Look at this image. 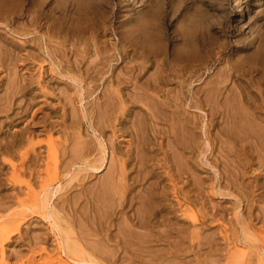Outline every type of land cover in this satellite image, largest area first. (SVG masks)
<instances>
[{"label":"rangeland","instance_id":"obj_1","mask_svg":"<svg viewBox=\"0 0 264 264\" xmlns=\"http://www.w3.org/2000/svg\"><path fill=\"white\" fill-rule=\"evenodd\" d=\"M74 1L0 0V264H264V0Z\"/></svg>","mask_w":264,"mask_h":264},{"label":"bare ground","instance_id":"obj_2","mask_svg":"<svg viewBox=\"0 0 264 264\" xmlns=\"http://www.w3.org/2000/svg\"><path fill=\"white\" fill-rule=\"evenodd\" d=\"M6 1H7V0H6ZM17 1H18V0H17ZM76 1H77V0H76ZM76 1H74V2H76ZM10 2H11V1H10ZM83 2H84V1H83ZM2 3H3V2H2ZM19 3H20V2H19ZM81 3H82V2H80L79 5H81ZM6 4H7V3H6ZM30 4H32V3L30 2ZM98 4H99V3H98ZM98 4H96V6H97ZM7 5H8V4H7ZM10 5H11V4H10ZM57 5H58V4H57ZM76 5H77V4H76ZM102 5H103V4H102ZM77 6H78V5H77ZM103 6H104V5H103ZM103 6H102V7H103ZM105 6H107V5L105 4ZM5 7H6V6H5ZM57 7H58V6H57ZM61 7H62V6H61ZM75 7H76V6H74V8H75ZM93 7H95V6H92V8H93ZM98 7H99V6H98ZM100 7H101V6H100ZM100 7H99V10L102 9V8H100ZM0 8H1V7H0ZM9 8H10V6H9ZM11 8H12V7H11ZM81 8H82V7H81ZM88 8H90V5H88ZM88 8H87V9L85 8V9H86V12H87V10H89ZM5 9H6V8H5ZM76 9L79 10L80 8H76ZM95 9H96V8H95ZM109 9H110V8H109ZM78 10H77V11H78ZM80 10H81V9H80ZM80 10H79V11H80ZM90 10H91V9H90ZM90 10H89V11H90ZM96 10H97V9H96ZM83 11H85V10H83ZM113 11H114V10H113ZM8 12H9V11H8ZM13 12H14V11H13ZM31 12H32V11H31ZM92 12H93V11L89 12V14L92 13ZM32 13H33V12H32ZM87 13H88V12H87ZM243 13H244V8H243L242 5L240 4V5L237 7V9H236V15H243ZM36 15H37V14H35V16H36ZM38 15H40V14H38ZM38 15H37V16H38ZM84 15H85V14H84ZM86 15H87V14H86ZM86 15H85V16H86ZM30 16H31V13H30ZM82 16H83V14H82ZM9 17H10V16H9ZM33 18H34V17H33ZM33 18H31V19H33ZM31 19H30V20H31ZM37 19H38V17H37ZM61 19H62V18H61ZM101 19H102V18H101ZM82 20H83V19H82ZM32 21H33V22H32ZM32 21H31L32 23H31V22H30V23L33 25L34 20H32ZM37 21H38V20H37ZM35 22H36V21H35ZM58 22H59V21H58ZM82 22H83V21H82ZM35 24L37 25V22H36ZM35 24H34V26H36ZM70 25H71V24H70ZM146 25H147V24H146ZM36 27H39V26H36ZM40 27H41V25H40ZM46 27H48V26H46ZM146 27H147V26H146ZM33 28H34V27H33ZM33 28H31V29H33ZM154 28H155V27H154ZM46 29H48V28H46ZM49 29H50V28H49ZM49 29H48V30H49ZM190 29H191V28H190ZM34 30H35V28H34ZM34 30H32V31H34ZM48 30H47V31H48ZM32 31H31V32H32ZM34 32H35V31H34ZM45 32H46V31H45ZM124 32H125V31H124ZM126 32H127V31H126ZM157 32H158V31H157ZM138 33H139V32H138ZM145 33H146V32H145ZM145 33L143 34V37H146V36H144V35H146L147 33H146V34H145ZM121 34H122V33H121ZM139 34H140V33H139ZM187 34H189V33H187ZM187 34H186V35H187ZM29 35H30V34H29ZM122 35H123V34H122ZM130 35H131L130 37L132 38V35H134V34H130ZM148 35H150V33L147 34V37H148ZM153 35H155V34H153ZM156 35H157V34H156ZM135 36H136V35H135ZM138 36H139V35H138ZM163 36H164V35H163ZM193 36H194V35H193ZM130 37H129V39H130ZM133 37H134V36H133ZM136 37H137V36H136ZM147 37H146V38H147ZM157 37H159V36L157 35L156 38H157ZM191 37H192V36H191ZM152 38H153V36H152ZM164 38H165V36H164ZM49 39H50V38H49ZM132 39H133V38H132ZM132 39H130V41H131ZM141 39H142V37H141ZM144 39H145V38H144ZM144 39H143V40H144ZM165 39H166V38H165ZM167 39H168V38H167ZM185 39H186V38H185ZM133 40H134V39H133ZM148 40H149V37H148ZM150 40H151V39H150ZM152 40H153V39H152ZM159 40L162 41V39H159ZM68 41H69V39H68ZM138 41H139V40H138ZM138 41H137V42H138ZM140 41H141V40H140ZM140 41L138 42V44H142L143 41H142L141 43H140ZM161 41H160V42H161ZM196 41H198V40H196ZM196 41H195V42H196ZM132 42H133V41H132ZM145 42H146V41H145ZM148 42H149V41H148ZM156 42H157V41H156ZM187 42H188V41H187ZM69 43H70V42H69ZM71 43H72V42H71ZM146 43H147V42H146ZM152 43H153V42H152ZM154 43H155V42H154ZM134 44H135V43H134ZM144 44H145V43H144ZM150 44H151V43H150ZM150 44H149V46H150ZM155 44L158 45V42L155 43ZM186 44H187V43L185 42V46L187 47L188 44H187V45H186ZM51 45H52V44H51ZM152 45H153V44H152ZM165 45H166V44H165ZM189 45H191V44H189ZM19 46H20V45H19ZM105 46H106V45H105ZM136 46H137V45H136ZM139 46H140V45H139ZM139 46H138V47H139ZM146 46H148V43H147ZM146 46H145V48H146ZM153 46H154V45H153ZM185 46H183L184 49H185ZM138 47H137V48H138ZM140 47H141V46H140ZM158 47H160V45H159ZM52 48H53V47H52ZM84 48H85V47H84ZM135 48H136V47H135ZM137 48H136V49H137ZM145 48H141V49H143V51H144ZM147 48H149V47H147ZM188 48H189V47H188ZM69 49H70V48H69ZM71 49H72V48H71ZM138 49H140V48H138ZM151 49H155V50H156L155 47H151ZM184 49H183V50L180 49V50H182V51L185 52L186 50H184ZM186 49H187V48H186ZM77 50H78V49H77ZM114 50H116V49H114ZM148 50H150V48L147 49V51H148ZM157 50H158V48H157ZM71 51H73V50H71ZM140 51H141V50H140ZM143 51H142V53L147 52V51H144V52H143ZM151 51H152V50H150V51H148V52L150 53ZM132 52H134V51L132 50ZM153 52H154V51H153ZM153 52H151V53H153ZM184 52H183V53H184ZM196 52H197V51H196ZM29 53H30V52H29ZM33 53H34V52H33ZM111 53H112V52H111ZM135 53H136V51H135ZM138 53H139V52H138ZM140 53H141V52H140ZM140 53H139V54H140ZM165 53H166V52H165ZM165 53H164V54H165ZM168 53H169V52H168ZM176 53H177V50H176ZM125 54H126V53H125ZM155 54H156V53H155ZM173 54H174V52H173ZM185 54H187V52H186ZM31 55H32V54H31ZM107 55H109V54H107ZM141 55H142V54H141ZM146 55H147V54H146ZM149 55H150V54H149ZM157 55H158V51H157ZM157 55H156V56H157ZM162 55H163V54H162ZM168 55H169V54H168ZM183 56H184V54H183L182 56L179 55V57H183ZM102 57H103V56H102ZM123 57H124V56H123ZM132 57H135V56H132ZM140 57L143 58V56H140ZM145 57H146V56H144V59H145ZM147 57H149V56H147ZM147 57H146V58H147ZM150 57H151V56H150ZM158 57L161 58L162 56H158ZM177 57H178V56H177ZM187 57H188V56H187ZM136 58H137V57H136ZM183 58H184V57H183ZM81 59H82V58H81ZM150 59H151V58H150ZM157 59L159 60V63H160V59H159V58H157ZM157 59H156V61H157ZM163 59H164V58H162V61L165 60V59H164V60H163ZM178 59H179V58H178ZM83 60H84V59H83ZM86 60H87V59H86ZM145 60H146V59H145ZM145 60H144V62L141 60V61L143 62V65H142V63H141L143 69L148 68V66L146 65L147 62L145 63ZM151 60H152V59H151ZM151 60H150V61H151ZM154 60H155V58H154ZM166 60H167V59H166ZM166 60H165V62L167 63L168 60H167V61H166ZM180 60H181V59H180ZM76 61H77V60H76ZM103 61H104V60H103ZM103 61H101V62L103 63ZM135 61H136V60H135ZM141 61H140V62H141ZM146 61H148V60H146ZM181 61H183V60H181ZM81 62H82V61H81ZM86 62H88V61H86ZM92 62H93V61H92ZM122 62H123V61H122ZM132 62H133V61H132ZM185 62H186V60H185ZM72 63H74V62L72 61ZM151 63H152V62H151ZM159 63H158V64H159ZM166 63H165V64H166ZM182 63L184 64V62H182ZM182 63L180 62L181 65H182ZM188 63H189V62L187 61V64H188ZM98 64H101V63H98ZM103 64H104V63H103ZM105 64H106V63H105ZM128 64H129V63H128ZM153 64H154V63H153ZM153 64H152V65H153ZM172 64H173V63H172ZM125 65H126V64H125ZM141 65H140V66H141ZM160 65H162V64H160ZM160 65H158V66H160ZM168 65L170 66L171 63H170V64L167 63V66H168ZM89 66H90V63H89ZM100 66H101V65H100ZM138 66H139V65H138ZM140 66L137 67V68H139V70H140V68H141ZM169 66H168V67H169ZM172 66H173V65H172ZM182 66H183V65H182ZM182 66H181V67H182ZM186 66H187V65H186ZM186 66H185V67H186ZM39 67H40V66H39ZM123 67H124V66H123ZM125 67H126V66H125ZM127 67H128V66H127ZM161 67H162V66H161ZM161 67H160V70L157 71V72L162 71V70H163V67H165V70L167 69V68H166V65L163 66L162 68H161ZM181 67L179 66V68H181ZM185 67H184V68H185ZM73 68H74V67H73ZM92 68H93V67H92ZM94 68H95V67H94ZM100 68H101V67H100ZM150 68H151V67H150ZM153 68H154V66H153ZM170 68H172V67L170 66ZM186 68H187V67H186ZM87 69H88V68H86V70H87ZM151 69H152V68H151ZM174 69H175V68H174ZM181 69H182V68H181ZM137 70H138V69H137ZM139 70H138V71H139ZM141 70H142V69H141ZM168 70H169V69H168ZM168 70H167V72H168ZM175 70H176V69H175ZM185 70H186V69H185ZM185 70H184V71H185ZM93 71H94V70H93ZM143 71H144V70H143ZM150 71H151V70H150ZM146 72H147V71H146ZM146 72H145V73H146ZM148 72H149V70H148ZM148 72H147V74H148ZM163 72H164V70L162 71V73H163ZM171 72L174 73L173 70H172V71L170 70L168 73H171ZM134 73H135V72H134ZM136 73H137V71H136ZM136 73H135L134 75H136ZM150 73H151V72H150ZM154 73H155V72H154ZM173 73H172V74H173ZM175 73H176V71H175ZM175 73H174V74H175ZM177 73H180V72L177 71ZM181 73H182V72H181ZM181 73H180V74H181ZM138 74L141 75L139 72H138ZM147 74H146V75H147ZM152 74H153V72H152ZM155 74H156V73H155ZM134 75H133V77H134ZM139 75H138V76H139ZM150 75H151V74H150ZM150 75L148 74V76H150ZM160 75H161V74H159V77H160ZM163 75H164V74H163ZM170 75H171V74H169V76H170ZM118 76H120V75H118ZM156 76H157V78H158V74H156ZM172 76H173V75H172ZM172 76H171V77H172ZM114 77H115V76H114ZM127 77H128V76H127ZM144 77H145V75H144ZM122 78H123V77H122ZM125 78H126V77H125ZM146 78H148V77H146ZM146 78H145V79H146ZM157 78H156V80H157ZM162 78H164V80H165V79L167 80L168 76H167V78H165V77H162ZM172 78H173V77H172ZM172 78H171V79H172ZM174 78H175V77H174ZM126 79H127V78H126ZM145 79H144V80H145ZM178 79H179V76H178ZM116 80H117V79H116ZM128 80H129V78H128ZM133 80H134V79H133ZM146 80H147V79H146ZM146 80H145V81H146ZM148 80H149V79H148ZM156 80H152V81H155V83H157ZM164 80L162 79V81H164ZM166 80H165L164 82H166ZM168 80H169V79H168ZM172 80H173V79H172ZM185 80H186V79H185ZM131 81H132V80H131ZM139 81H141V80H139ZM158 81H159V80H158ZM34 82H35V80H34ZM142 82H144V81H143V78H142ZM147 82H148V81H147ZM147 82H144V84L146 83L145 85H147ZM149 82H150V81H149ZM159 82H160V81H159ZM169 82H170V81H169ZM169 82H168V84H169ZM133 83H134V82H133ZM155 83H154V84H155ZM130 84H131V83H130ZM134 84H135V83H134ZM151 84H152V83H151ZM181 84H182V83H181ZM135 85H136V84H135ZM139 85H141V83H140ZM145 85H144V86L141 85V89H142V87H143V88H144V87L146 88ZM158 85H159V83L156 85V88H157V87H158V88L160 87V86H158ZM128 86H129V85H128ZM137 86H138V85H137ZM147 86H148V85H147ZM153 86H155V85H153ZM168 86H169V85H168ZM168 86H167V87H168ZM139 87H140V86H139ZM139 87H138V88H139ZM163 87H164V86H163ZM255 87H256V86H255ZM263 87H264V86H263ZM138 88H137V89H138ZM148 88H149V87H148ZM160 88H161V87H160ZM160 88H159V89H160ZM164 88H166V86H165ZM256 88H257V87H256ZM259 88H260V87H259ZM141 89H140V90H141ZM153 89H155V88H153ZM153 89H152V86H151V90H153ZM159 89H158V91H156V92L159 93V91H161V90H159ZM145 90L147 91V89H145ZM148 90H149V89H148ZM151 90H150V91H151ZM162 90H163V89H162ZM165 90L167 91L168 89L166 88ZM245 90H246V89H245ZM132 91H133V90H132ZM137 91H139V90H137ZM150 91H149V92H150ZM166 91H165V92H166ZM180 91H181V90H180ZM254 91H255V90H254ZM259 91H260V89H259ZM140 92H142V91H139V93H140ZM144 92H145V91H144ZM153 92H154V91H153ZM153 92H151V93H153ZM167 92L170 93L171 91H170V92L167 91ZM167 92L165 93L166 95L168 94ZM172 92H173V91H172ZM105 93H106V92H105ZM110 93H111V92H110ZM245 93H247V92H245ZM257 93H258V92H257ZM261 93H262V92H261ZM261 93H260V95H261ZM107 94H108V93H107ZM118 94H119V93H117V95H118ZM134 94H135V93H134ZM134 94H133V95H134ZM146 94H147V93H146ZM153 94H154V93H153ZM155 94H156V93H155ZM171 94H172V93H171ZM180 94H181V92H180ZM184 94H185V93H184ZM184 94H183V96H184ZM258 94H259V93H258ZM262 94H263V93H262ZM130 95H131V93H130ZM141 95L143 96V95H145V94H143V92H142ZM147 95H148V94H147ZM147 95H145V96H147ZM181 95H182V94H181ZM186 95H187V94H186ZM186 95H185V97H186ZM248 95H249V93L247 94V96H246V95H245V96L248 97V98L250 99L251 97H249ZM139 96H140V95H139ZM139 96H138V98H139ZM142 96H140V97H142ZM148 96H149V98H150V97H151V94L148 95ZM170 96H171V95H170ZM178 96H180V95H178ZM187 96H188V95H187ZM250 96H251V95H250ZM262 96H264V95H262ZM105 97H106V96H105ZM156 97H157V95H156ZM160 97H161V96H160ZM168 97H169V96H168ZM185 97H184V98H185ZM238 97H239V96H238ZM110 98H112V97H110ZM136 98H137V97H136ZM136 98H135V99H136ZM143 98H144V96H143ZM145 98H147V97H145ZM151 98L154 99V96H152ZM161 98H162V97H161ZM161 98H160V99H161ZM166 98H167V97H166ZM179 98H180V97H179ZM179 98H178V99H179ZM263 98H264V97H263ZM114 99H115V98H114ZM131 99H132V98H131ZM133 99H134V97H133ZM158 99H159V98H158ZM158 99H157V100H158ZM162 99H163V98H162ZM164 99H165V98H164ZM169 99H170V98H169ZM169 99H167V100H169ZM245 99H246V98H245ZM252 99H253V98H252ZM261 99H262V97H261ZM97 100H98V99H97ZM101 100H102V99H101ZM101 100L99 101V103L101 102ZM104 100H107V99H104ZM108 100H109V98H108ZM138 100H139V99H138ZM145 100H146V99H145ZM167 100H166V101H167ZM171 100H173V99H171ZM179 100H182V99L180 98ZM240 100H241V99H240ZM259 100H260V99H259ZM131 101H132V100H131ZM148 101L150 102V100H147V102H148ZM152 101H153V100H152ZM152 101H151V102H152ZM154 101L156 102V100H154ZM173 101H174L173 104H174V103H177V102H175V100H173ZM241 101H242V100H241ZM245 101H246V100H245ZM250 101H251V100H250ZM250 101H247V102H250ZM159 102H160V101H159ZM161 102H163V101H161ZM167 102H168V101H167ZM180 102H181V101H180ZM237 102H239V101H237ZM145 103H146V101H145ZM152 103H153V102H152ZM164 103H165V102H164ZM164 103H162V104H164ZM171 103H172V102H171ZM226 103H227V102H226ZM235 103H236V101H235ZM241 103H242V106H244V104H243L244 102L242 101ZM252 103H253V102H252ZM259 103H260V102H259ZM262 103H264V101H263ZM143 104H144V101H143ZM153 104H154V103H153ZM153 104H152V105H153ZM158 104H159V103H158ZM167 104H168V103H167ZM227 104H229V103H227ZM245 104H247V103L245 102ZM254 104H256V103H254ZM254 104H253V105H254ZM101 105H102V104H101ZM105 105H106V103H105ZM146 105H148V104H145V106H146ZM168 105H169V104H168ZM170 105H171V104H170ZM178 105H179V104H178ZM180 105H181V104H180ZM229 105H230V104H229ZM233 105H234V104H233ZM233 105H232V106H233ZM240 105H241V104L239 103V106H240ZM248 105H249V104H248ZM112 106H113V105H112ZM123 106H124V105H123ZM154 106H155V105H153L152 107L150 106V107L153 108ZM159 106H160V104H159ZM174 106H176V105H174ZM181 106H182V105H181ZM223 106H224V105H223ZM254 106H255V105H254ZM97 107H98V106H97ZM172 107H173V106H172ZM195 107H196V106H195ZM197 107H198V106H197ZM227 107H228V106H227ZM236 107H237V106H236ZM236 107H235V108H236ZM240 107H241V106H240ZM240 107H239V108H240ZM249 107H250V106H249ZM263 107H264V106H263ZM117 108H118V107H117ZM145 108H146V107H145ZM147 108H148V107H147ZM151 108H150V110H153V109H151ZM162 108H163V107H162ZM162 108H161V109H162ZM164 108H167V107L165 106ZM175 108H176V107H175ZM199 108H200V107H199ZM221 108H222V106H221ZM224 108H225V107H224ZM228 108H230V107H228ZM228 108H226V109H228ZM250 108H251V107H250ZM252 108H253V107H252ZM260 108H261V107H260ZM135 109H136V108H135ZM140 109H141V108H140ZM154 109H155V108H154ZM161 109H160V110H161ZM170 109H172V108H170ZM181 109H182V108H181ZM219 109H220V108H219ZM226 109H225V110H226ZM242 109H245V110H246V106H245V108H242ZM255 109H257L256 106H255ZM262 109H263V108H262ZM97 110H98V108H97ZM144 110H145V109H144ZM164 110H165V109H164ZM164 110H163V111H164ZM232 110H233V108H232ZM249 110H250V109H249ZM259 110H260V109H259ZM263 110H264V109H263ZM98 111H99V110H98ZM103 111H104V110H102V113H104ZM106 111H108V110H106ZM109 111H110V110H109ZM136 111H137V110H135V112H136ZM153 111H154V110H153ZM155 111H156V110H155ZM171 111H173V113L175 114V112H176L177 110L175 109V112H174V110L172 109ZM226 111L230 112L229 109L226 110ZM234 111H235V110H234ZM116 112H117V111H116ZM138 112H139V111H138ZM150 112H152V111H150ZM150 112H148V114H150ZM157 112H159V111L157 110ZM157 112H156V114H157V116H158V113H157ZM161 112H162V111H161ZM164 112H165V111H164ZM164 112H163V113H164ZM167 112L169 113L168 110H167ZM183 112H184V110H183ZM205 112H207V111H205ZM215 112H216V111H215ZM232 112H233V111H231L230 114L233 115ZM236 112H239V111H236ZM236 112H235V113H236ZM243 112H244V111H243ZM243 112H242V113H243ZM246 112H247V111H246ZM259 112H261V111H259ZM159 113H160V112H159ZM177 113H180V111L177 112ZM177 113H176V115H177ZM208 113L210 114L211 111L208 112ZM226 113H227V112H226ZM244 113H245V112H244ZM247 113H248V112H247ZM252 113H253V112H252ZM257 113H258V112H257ZM257 113H256L255 115H257ZM104 114H106V113H104ZM165 114L167 115V113H165ZM221 114H222V111H221L220 115H221ZM227 114H228V113H227ZM238 114H241V113H238ZM249 114H251V113H248V114H247L248 116L246 115V116H245V119H246L247 117H249ZM132 115H133V113H132ZM136 115H137V114H136ZM145 115H147V114H145ZM151 115H152V114H151ZM151 115H150V116H151ZM169 115H171V114H169ZM172 115H173V114H172ZM172 115H171V116H172ZM181 115H182V113H181ZM183 115H184V114H183ZM205 115H206V114H205ZM223 115H224V114H223ZM232 115H230V116H232ZM253 115H254V114H253ZM255 115H254V116H255ZM103 116H104V115H103ZM141 116H142V115H141ZM141 116H140V117H141ZM152 116H153V115H152ZM152 116H151V117H152ZM154 116H155V114H154ZM161 116H163V114H161ZM171 116H170V117H171ZM173 116H174V115H173ZM173 116H172V118H173ZM177 116H178V115H177ZM230 116H229V117H230ZM235 116H236V115H234V117H235ZM239 116H240V115H239ZM239 116H237V117H239ZM243 116H244V115H243ZM254 116H253V119H254ZM260 116H261V114H260ZM96 117H97V116H96ZM140 117H137V118H140ZM142 117H144V116H142ZM142 117H141L140 119H142ZM158 117H160V116H158ZM166 117H167V116H166ZM178 117H179V120H180V116H178ZM181 117H184V116H181ZM227 117H228V115H227ZM237 117H236V118H237ZM240 117H241V116H240ZM251 117H252V116H250V118H251ZM257 117H259V115H257ZM257 117H256V118H257ZM263 117H264V116H263ZM134 118H135V114H134ZM154 118H155V117H154ZM154 118H153V119H154ZM160 118H161V117H160ZM163 118H164V117H163ZM175 118H176V117H175ZM184 118H185V117H184ZM184 118H183V120H184ZM230 118H231V117H230ZM232 118H233V116H232ZM241 118H242V117H241ZM241 118H240V119L237 118V119H238L239 121H241V120L243 121L244 119H241ZM250 118H248V119H250ZM256 118H255V119H256ZM260 118H261V117H260ZM101 119H102V118H101ZM110 119H111V118H110ZM132 119H133V118H132ZM144 119H145V118H143V120H144ZM146 119H147V118H146ZM148 119H150V118H148ZM148 119H147V120H148ZM153 119H152V120H153ZM156 119H157V117H156ZM164 119H165V118H164ZM173 119H174V118H173ZM173 119H172V120H173ZM176 119H177V118H176ZM176 119H175V120H176ZM255 119H254V120H255ZM103 120H105V119H103ZM130 120H131V119H130ZM137 120H138V119H137ZM137 120H136V119H135V121L133 120V121L135 122V123H134L135 125H137L140 121H141L140 123H142V120H140L139 122H138ZM152 120H151V121H152ZM157 120H158V119H157ZM159 120H160V119H159ZM159 120H158V121H159ZM175 120H174V121H175ZM181 120H182V119H181ZM183 120H182V121H183ZM187 120H188V122H189V119H186L185 121H187ZM230 120H231V119H229V121H230ZM233 120H234V118H233ZM258 120H259V119H258ZM131 121H132V120H131ZM154 121H155V120H154ZM162 121H164V120L162 119ZM170 121H171V120H170ZM174 121H173V122H174ZM242 121H241V122H242ZM245 121H246V120H244V122H245ZM251 121H252V120H251ZM251 121H250V122H251ZM256 121H257V120H256ZM256 121H255V122H256ZM260 121H262V120H260ZM137 122H138V123H137ZM147 122H148V121H147ZM160 122H161V121H159V123H160ZM165 122H167L166 119H165ZM188 122H187V124H189ZM227 122H228V121H227ZM230 122L233 123L232 121H230ZM235 122H237V120H236ZM241 122H240V123H241ZM244 122H243V124H245ZM252 122H254V121H252ZM252 122H251V123H252ZM263 122H264V121H263ZM263 122H262V123H263ZM104 123H105V122H104ZM130 123H131V122H130ZM132 123H133V122H132ZM167 123L170 124L169 121H168ZM183 123H184V121H183ZM183 123L181 122L182 125H183ZM190 123H191V122H190ZM262 123H260V122L258 123V122H257V126H258V124L261 125ZM143 124H144V122L142 123V126H143ZM152 124H153V123H152ZM154 124H157V123L155 122ZM154 124H153V125H154ZM172 124H175V123H172ZM181 124H179V122H178V123L175 124V125H178V127H179V125H181ZM184 124H185V123H184ZM192 124H193V123H192ZM233 124H234V123H233ZM236 124H237V123H236ZM247 124H248V122H247ZM252 124H254V123H252ZM104 125H105V124H104ZM196 125H197V124H196ZM226 125H228V124H226ZM260 125H259V126H260ZM91 126H92V125H91ZM100 126H101V124H100ZM137 126H138V125H137ZM157 126H158V125H157ZM167 126H168V125H167ZM172 126H174V125H172ZM186 126H188V125H186ZM186 126H184V130L187 131V129H185ZM189 126H190V124H189ZM200 126L202 127V124H201ZM228 126H229V125H228ZM228 126H227V127H228ZM232 126H233V125H232ZM234 126H235V125H234ZM247 126H248V125H247ZM252 126H253V127H254V126L256 127V124H255V125H251V126H250V129H249V128H247V129H249V130L252 131V129H251V128H253ZM259 126L256 127V128H259ZM261 126H263V125H261ZM261 126H260V127H261ZM131 127H132V126H131ZM143 127H144V126H143ZM147 127H148V126H147ZM182 127H183V126H181V128H182ZM203 127H204V126H203ZM223 127H224V126H223ZM223 127H222V128H223ZM227 127H226V128H227ZM230 127H231V126H230ZM236 127H237V129H238V125H237ZM236 127L233 128V129L231 128V129L234 131V130L236 129ZM31 128H32V127H31ZM88 128H89V127H88ZM93 128H94V126H93ZM132 128H133V127H132ZM137 128L140 129V128H142V127L139 125ZM160 128H161V127H160ZM165 128H166V127H165ZM168 128H170L169 130H171V127H168ZM173 128H175V126H174ZM187 128H188V127H187ZM34 129H35V128H34ZM97 129H98V128H97ZM133 129H135V127H134ZM133 129H132V130H133ZM149 129H150V128H149ZM161 129H162V128H161ZM178 129H179V128H178ZM188 129H189V128H188ZM194 129H195V128H194ZM205 129H206V128H205ZM224 129H225V127H224ZM229 129H230V128H229ZM229 129H228V131H229ZM239 129H240V128H239ZM261 129H262V128H261ZM91 130H92V129H91ZM95 130H96V129H95ZM95 130H94V131H95ZM100 130H101V129H100ZM136 130H137V129H136ZM145 130H146L145 132H146V134H147V129H145ZM152 130H153V129H152ZM152 130H151V131H152ZM175 130H176V128H175ZM175 130H174V131H175ZM179 130H180V129H179ZM184 130H183V131H184ZM191 130H192V128H191ZM195 130H196V129H195ZM202 130H203V129H202ZM202 130H201V131H202ZM226 130H227V129H226ZM232 130H230V131H232ZM243 130H245V128H244V129H241V130H238V131L235 130V131H237V132L239 133V132H242ZM249 130H248V131H249ZM142 131H144V130H142ZM142 131H141V133H143ZM156 131H157V130H156ZM163 131L165 132V130H163ZM172 131H173V129H172ZM172 131H171V132H172ZM201 131H200V132H201ZM257 131H258V130H257ZM260 131H262V130H260ZM95 132H96V131H95ZM97 132H98V131H97ZM136 132H137V131H136ZM138 132L140 133V131H138ZM176 132H178V130H177ZM176 132H175V134H176ZM187 132H188V131H187ZM208 132H209V131H208ZM225 132H226V131H225ZM225 132H224V133H225ZM245 132H246V131H245ZM127 133H129V132H127ZM152 133H154V132H152ZM159 133H160V132H159ZM167 133H169V132H167ZM178 133H180V132H178ZM178 133H177V134H178ZM206 133H207V132H206ZM222 133H223V132H222ZM231 133H233V132H231ZM238 133L235 132V133H234L233 135H231V136H233V138H234V135H238ZM247 133H248V132H247ZM155 134H156V133H155ZM163 134H164L165 137H167V136L165 135L166 133H163ZM163 134H161V135H163ZM169 134H171V133H169ZM169 134H167V135H169ZM172 134H173V133H172ZM172 134H171V135H172ZM175 134H174V135H175ZM182 134H183V133H182ZM199 134H200V133H199ZM201 134H203V133H201ZM226 134H228V133H226ZM226 134H225V135H226ZM241 134H244V132L241 133ZM255 134H257V133H255ZM258 134H260V133H258ZM263 134H264V133H263ZM106 135H107V134H106ZM133 135H134V134H133ZM138 135H139V134H138ZM140 135H142V134H140ZM143 135L145 136V133H144ZM143 135L141 136V138H143ZM150 135H151V134H150ZM188 135H189V134H188ZM250 135H251V133H250ZM135 136H137V135H135ZM135 136H134V137H135ZM152 136H155V135H152ZM175 136H177V135H175ZM179 136H180V135H179ZM179 136H178V137H179ZM185 136H186V135H185ZM228 136H229V135H228ZM239 136H241V135H239ZM243 136H244V135H243ZM248 136H249V135H248ZM254 136H255V135H254ZM254 136L251 135V137H252L253 139L255 138ZM261 136L264 137V135H262V132H261V135L259 136V138L257 137V141L260 139ZM134 137L132 136L131 138H134ZM139 137H140V136H139ZM150 137H151V136H150ZM150 137H149V138H150ZM157 137H158V136H157ZM180 137H181V136H180ZM180 137H179V138H180ZM244 137H245V136H244ZM244 137H243V138H244ZM262 137H261V138H262ZM105 138H106V137H105ZM108 138H110V137H108ZM137 138H138V136H137ZM144 138H145V137H144ZM144 138L142 139V141L147 140L146 138H145V139H144ZM149 138H148V140H150ZM161 138H163V137H161ZM167 138H168V140H169L170 137H167ZM182 138L184 139L185 137H182ZM182 138H181V139H182ZM240 138H241V140H242V137H240ZM247 138H249V137H247ZM31 139H32V138H31ZM110 139H111V138H110ZM112 139H113V138H112ZM135 139H136V138H135ZM152 139H153V137H152ZM159 139H160V136H159ZM173 139H174V138H173ZM183 139H182V141H183V143H184L185 140H183ZM186 139H188V138H186ZM228 139H229V138H228ZM104 140H105V139H104ZM139 140H141V139H138L137 142H138ZM148 140H147V141H148ZM154 140H155V138H154ZM168 140H167V141H168ZM175 140H177V137H176ZM179 140H180V139H179ZM260 140H261V139H260ZM263 140H264V139H262V141H263ZM101 141H102V140H101ZM101 141H99V142H101ZM113 141H114V140H113ZM142 141H141L140 143H142ZM147 141H145V142H147ZM157 141H158V140H157ZM164 141H165V139H164ZM169 141H171V140H169ZM180 141H181V140H180ZM238 141H239V143H241L239 139H238ZM238 141H237V142H238ZM243 141H247V142L249 141V142H250V140H247V139H246V140L243 139ZM262 141H261V142H262ZM137 142H136V143H137ZM145 142H144V143H145ZM153 142H154V141H152V144H153ZM254 142H256V141H253V143H254ZM261 142H260V144H261ZM157 143H158V142H157ZM160 143H161V142H160ZM175 143H176V142H175ZM177 143L180 144L181 142H180V143L177 142ZM177 143H176V144H177ZM251 143H252V141H251ZM256 143H257V142H256ZM258 143H259V142H258ZM83 144H84V143H83ZM127 144H128V143H127ZM129 144H130V143H129ZM103 145H104V144H103ZM113 145H114V144H113ZM136 145H137V144H136ZM138 145H139V144H138ZM143 145H144V144H143ZM154 145H155V144H154ZM162 145H163V144H162ZM166 145H167V144H166ZM237 145H238V144H237ZM240 145H241V144H240ZM243 145H244V143H243ZM251 145H252V144H251ZM262 145H264V143H263ZM100 146H102L101 143H100ZM148 146H149V145H148ZM158 146H159V144H158ZM172 146H173V145H172ZM183 146H184V147H188L189 145H188V146L183 145ZM246 146H247V145H245V147H246ZM249 146H250V143H249ZM139 147H141V146L139 145ZM149 147H151V145H150ZM159 147H160V146H159ZM166 147H167V146H166ZM219 147H220V145H219ZM239 147H240V146H239ZM250 147H251V146H250ZM253 147H256V146H253ZM263 147H264V146H263ZM52 148H53V147H52ZM102 148H103V147H102ZM111 148H112V146H111ZM132 148H133V146H132ZM134 148H135V147H134ZM141 148H142V147H141ZM163 148H164V146H163ZM173 148H174V147H173ZM181 148H182V147H181ZM248 148H249V147H248ZM248 148H247V149H248ZM256 148H257V147H256ZM259 148L261 149L262 147H259ZM103 149H105V148H103ZM116 149H117V148H116ZM116 149H115V150H116ZM120 149H121V147H120ZM120 149H119V151H120ZM123 149H124V148H122V150H123ZM127 149H128V148H127ZM127 149L124 150V151H125V152L128 151ZM147 149H148V148H147ZM149 149H150V148H149ZM171 149H172V148H171ZM174 149H175V148H174ZM49 150L51 151L52 149H49ZM101 150H102V149H101ZM101 150H100V151H101ZM137 150H138V148H137ZM137 150H136V152H137ZM141 150H142V149H141ZM141 150H140V151H141ZM162 150H164V149H162ZM189 150H190V149H189ZM239 150H240V148H239ZM239 150H238V151H239ZM249 150H252V149H249ZM258 150H259V149H258ZM262 150H263V148H262ZM124 151H123V152H124ZM130 151H131V150H130ZM140 151H139V152H140ZM166 151H167V150H166ZM174 151H175V150H174ZM190 151H191V150H190ZM242 151H243V149H242ZM254 151H255V150H254ZM256 151H257V150H256ZM263 151H264V150H263ZM113 152H114V150H113ZM116 152H117V150H116ZM120 152L122 153V151H120ZM125 152H124V154H126ZM171 152H172V151H171ZM171 152H170V154H171ZM246 152H247V151H246ZM257 152H260V151H257ZM257 152H254V153L258 154ZM54 153H55V152H54ZM102 153H103V152H102ZM127 153H128V152H127ZM131 153H132V152H131ZM180 153H181V152H180ZM190 153H191V152H190ZM251 153H252V151H251ZM260 153H261V152H260ZM260 153H259V155H260ZM263 153H264V152H263ZM25 154H26V153H25ZM122 154H123V153H122ZM162 154L165 155V154H167V153H162ZM238 154H239V153H238ZM241 154H243V153H241ZM241 154H239L238 157H240ZM249 154H250V153H249ZM132 155H133V154H132ZM136 155H137V153H136ZM181 155H182V153H181ZM259 155H258V156L256 155L257 157H256V156H255V157L258 158ZM261 155H262V153H261ZM133 156H134V155H133ZM176 156H177V154H176ZM191 156H192V155H191ZM108 157H110V155H109ZM125 157H126V156H125ZM184 157H185V156H184ZM187 157H188V156H187ZM128 158H129V156H128ZM137 158H138V157H137ZM170 158H171V157H170ZM180 158H181V157H180ZM247 158H248V157H247ZM247 158H246V159H247ZM259 158H260V157H259ZM261 158H262V156H261ZM263 158H264V155H263ZM133 159H135V158L133 157ZM140 159H141V158H140ZM164 159H165V158H164ZM177 159H178V158H176L175 160L177 161ZM243 159H244V158H243ZM246 159H245V160H246ZM172 160H173V159H172ZM175 160H174V161H175ZM259 160H260V159H259ZM262 160H263V159H262ZM262 160H261V161H262ZM116 161H117V160H116ZM123 161H124V160H123ZM166 161H167V160H166ZM170 161H171V160H170ZM170 161H169V162H170ZM256 161H258V160H256ZM261 161H259V162H261ZM171 162L175 164V162H173V161H171ZM181 162H182V161H181ZM245 162H246V161H245ZM252 162H253V161H252ZM123 163H124V162H123ZM172 163H171V164H172ZM185 163H186V162H185ZM167 164H168V163H167ZM182 164H184V163H182ZM186 164H187V163H186ZM243 164H244V163H243ZM259 164H260V163H259ZM261 164L263 165L264 162H262ZM261 164H260V165H261ZM172 165H173V164H172ZM178 165H179V163H178ZM117 166H119V165H117ZM167 166H168V165H167ZM174 166H175V165H174ZM176 167H177V166H176ZM185 167H186V166H185ZM244 167H245V166H244ZM97 168H98V167H97ZM99 168H100V167H99ZM170 168H171V167H170ZM178 168H179V167H178ZM180 168H181V167H180ZM239 168H240V167H239ZM262 168H264V167H262ZM172 169H173V168H172ZM172 169H171V170H172ZM251 169H252V168H251ZM118 170H119V169H118ZM180 170H182V169H180ZM180 170H179V171L176 170V171H177L176 173H178V172H182V171H180ZM183 170H184V169H183ZM241 170H242V169H241ZM248 170H249V169H248ZM166 171H167V170H166ZM168 171H169V170H168ZM174 171H175V169H174ZM170 172H171V171H170ZM244 173H245V172H244ZM244 173H243V174H244ZM246 173H247V172H246ZM166 174H167V173H166ZM169 174H170V173H169ZM167 175H168V174H167ZM173 175H174V174H173ZM169 176H170V175H168V178H169ZM228 176H229V175H228ZM172 177H173V176H172ZM186 177H187V176H186ZM228 178H229V177H228ZM248 179H249V178H248ZM200 180H201V179H200ZM171 181H172V179H171ZM185 184H186V183H185ZM164 187H165V186H164ZM164 187L161 186V188H164ZM165 188H166V187H165ZM149 197H150V196H149ZM130 200H131V199H130ZM146 200H147V199H146ZM147 201H149V200H147ZM150 201H152V199H151ZM125 202H126V201H125ZM128 203H129V201H128ZM150 203H151V202H150ZM185 204H186V203H185ZM150 205H151V204H150ZM180 208H182V207H180ZM180 210H181V209H180ZM135 213L137 214V216L139 215L138 212H135ZM136 214H135V215H136ZM140 216H141V215H140ZM139 218H140V217H139ZM139 220H140V219H139ZM261 220H262V219H261ZM126 221H127V219H126ZM243 223H244V222H243ZM129 224H130V223H129ZM128 226H130V225H128ZM248 226H250V225H248ZM136 228H137V227H136ZM69 231H70V230H69ZM125 231H126V230H125ZM126 232H127V231H126ZM137 232H138V231H137ZM32 233H33V232H32ZM135 233H136V230H135ZM33 234H34V233H33ZM70 234H73V231H72V233H71V231H70ZM130 234H131V233H130ZM133 234H134V233H133ZM125 235H126V234H125ZM136 235H137V234H136ZM6 236H7V235H6ZM134 236H135V235H134ZM127 237H128V235H127ZM136 237H140V235H139V236H136ZM38 238H39V237H38ZM129 238H130V237H129ZM129 238H127V239H129ZM39 239H40V238H39ZM31 241H32V240H31ZM35 241H36V240H35ZM37 241H38V240H37ZM69 241H70V240H69ZM71 241H72V240H71ZM125 241H126V240H125ZM131 241H132V240H130V242H131ZM69 243H70V242H69ZM72 243H73V242H72ZM72 243H71V244H72ZM77 243H79V242H77ZM71 244H70V245H71ZM74 244H75V242H74ZM129 244H131V243H129ZM129 244H128V245H129ZM2 245H3V244H2ZM70 245H69V246H70ZM79 245H80V243H79ZM126 245H127V244H126ZM129 246H130V245H129ZM62 247H64V246H62ZM66 247H67V245H66ZM0 249H1V250L3 249V248H1V245H0ZM7 249H8V248H7ZM13 249H14V248H12V251H13ZM67 249H68V248H67ZM68 250H70V252H71V249H68ZM3 251H4V249H3ZM1 253H3V252H1ZM14 253H15V251H14ZM67 254H68V253H67ZM2 255H3V254H2ZM125 258H126V257H125ZM121 259H122V257H121ZM148 259H149V258H148ZM149 261H150V260H149ZM93 262H94V261H93ZM93 262H92V263H93ZM178 262H179V261H178ZM180 262H181V261H180ZM94 263H95V262H94ZM182 263H183V262H182Z\"/></svg>","mask_w":264,"mask_h":264}]
</instances>
